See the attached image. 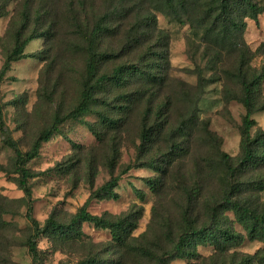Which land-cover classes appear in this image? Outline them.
<instances>
[{"label":"trees","instance_id":"1","mask_svg":"<svg viewBox=\"0 0 264 264\" xmlns=\"http://www.w3.org/2000/svg\"><path fill=\"white\" fill-rule=\"evenodd\" d=\"M123 0H103L97 5L96 0H0V19L8 13L11 2H16V16L12 21L13 47L7 52L6 59L0 69V134L4 144L13 151L9 166L0 164V172L13 173L17 176V184L24 193L27 206L26 218L29 223V235L24 243L32 264H44V252L39 248L42 237L47 236L54 242L74 243L84 233L82 225L87 223L97 229L108 230L117 252L128 250L141 257L154 260V264H171L173 260H185L187 264H197L202 259L198 246L209 244L214 247L215 254L211 257L219 264H264V130L257 129L253 115L264 110L261 104L262 94L259 87L264 80V64L260 69H253L248 64L250 50L243 41L234 43L239 53V61L232 78L240 86L235 97L244 109L242 120L240 153L233 158L227 153H219L216 170L220 172L218 194L210 197L203 204L204 218L201 222L197 211L200 204L202 187H191L185 175L183 180L168 181L171 170L176 167L183 152L180 136L186 134L189 122L183 120L169 135L164 151L155 150V145L168 128L167 102H158L153 95L149 97L139 121L135 160L125 165L118 175L116 167L120 160V148L124 142L133 117L134 109L141 101V92L131 99L127 95V79L134 74H143L144 69L133 61H123V56L130 58L134 52L138 62L145 61L143 55L150 60L163 59L166 53L156 51L147 42V36L161 32L157 29L154 12L158 9L147 7L138 15V4L124 6ZM169 11L166 14L176 21L183 22L190 18L194 7L201 8L200 20L204 27V35L215 38L216 45L221 46L231 36L242 37L245 18L257 21L258 15L264 12V6L255 0H200V4L191 0H163ZM244 15L238 18V11ZM170 12V13H169ZM21 19L19 27L13 28L16 19ZM31 23H37L34 29ZM146 26L145 33L139 28ZM141 34L133 36L134 34ZM45 39L46 49L41 52L42 62L46 65L42 72L38 97L49 104H54L51 121L38 133L30 149L24 152L18 142L13 139L10 129L5 123L1 83L11 68V63L24 57V48L32 40ZM146 44L144 45V40ZM144 45V48L142 47ZM59 53L53 57L54 47ZM140 48L143 50L138 53ZM264 54V43L259 47ZM75 55L82 60V73L77 83V96L73 101L66 102L63 88L64 67L53 77L64 54ZM142 56V57H141ZM52 57V58H51ZM51 58V59H50ZM147 60V61H150ZM75 65V64H74ZM68 67L67 62L65 65ZM144 95V94H143ZM121 96V97H120ZM120 97V98H119ZM195 108L191 109L193 112ZM95 115L97 123L86 126L100 144L108 146L105 167L110 172V179L97 190L92 191L90 198H118L115 189L123 175L136 168H151L160 173V177L146 179V184L155 195L166 187L175 188L184 194L187 202L182 207L177 220V230L163 232L166 240L161 253L149 248L145 242L131 247V235L138 227L143 208L116 217L112 215H94L87 210V204L74 214L69 223L58 222L51 215L43 225L34 218L32 207V189L30 180L36 176L29 168V163L36 159L43 143L53 136L62 134L61 127L69 121L82 120L88 115ZM168 124V125H166ZM81 147L76 154L79 159L69 160L67 164H58L56 170L69 174H77V168L84 162L88 183L93 188L98 174L99 163L90 152L84 159ZM162 175V177H161ZM75 178L73 188L78 185ZM214 185V184H213ZM140 200L145 195L138 190ZM8 202L0 196V231L11 224L2 216L8 214ZM232 212L234 221L228 222L225 213ZM242 227L244 233L235 230L234 224ZM151 228V226H150ZM167 228V227H166ZM144 235H142V239ZM257 240L262 248L254 254H240L231 250L242 244L245 239ZM170 246V247H168ZM210 259V258H209ZM79 264H114L101 257H90ZM213 264H216L214 262Z\"/></svg>","mask_w":264,"mask_h":264},{"label":"rangeland","instance_id":"2","mask_svg":"<svg viewBox=\"0 0 264 264\" xmlns=\"http://www.w3.org/2000/svg\"><path fill=\"white\" fill-rule=\"evenodd\" d=\"M102 1L96 0L97 5ZM191 1L202 3L200 0ZM255 2L264 6V0ZM122 4L125 7L138 4V15L147 7L158 9L154 14L157 29L161 32L147 36V43L156 51L160 53L164 51L167 55L163 59L154 57L152 60L143 55L145 59L143 62H138L134 52L130 58L123 56V61H133L145 72L134 74L127 79L128 98L131 99L138 92L142 95L140 103L134 109L131 125L129 124L124 134L115 175H118L125 165L135 160L139 121L146 104L150 101L149 97L152 95L156 97L155 105L158 102H167L166 123L169 125L166 124L168 128L155 145V150L164 151L173 130L183 120L189 122L186 134L179 138L183 143L182 156L176 167L171 170L172 176L168 181H178L179 178L183 180L182 177L185 175L191 187H202L197 211L203 222L205 220L203 204L211 196L218 194L220 172L216 170V166L219 153H227L233 158L240 153L245 109L235 98L240 86L231 76L239 61V53L234 43L243 41L246 44L250 50L248 64L251 68L262 67L264 54L259 51V47L264 43V12L258 15L257 21L245 18L246 25L241 38L231 36L221 46H217L214 37L204 35V27L200 20L201 8L194 7L190 18L180 22L166 14L169 10L163 0H123ZM16 6V2H11L7 9L8 13L0 19V69L7 52L14 44L10 31L13 30L11 26L14 22L12 20L16 17L14 15ZM243 15V11H238V18ZM20 23L19 17L13 28L19 27ZM36 27L37 23H31L29 26L30 30ZM146 29V26L139 28L142 33H145ZM139 35L141 34L135 33L133 36ZM143 48H140L138 53ZM45 49L44 37L30 41L24 48V57L11 63V68L1 83L5 123L10 129L11 136L24 152L30 149L39 131L51 121L55 108L56 102L51 105L38 97L40 81H44L42 72L46 65L40 57ZM52 53L55 57L59 53V48L55 46ZM63 54L64 60L58 63L52 75L56 77L64 67L63 88L66 92V102H69L77 96V83L79 75L83 72L82 60L75 55ZM65 62L68 67L64 66ZM259 92L262 94L263 98L260 101L263 104L264 80ZM193 107L195 110L191 112ZM253 119L256 122L253 133L257 129L264 130V110L256 112ZM86 122L96 124L97 118L91 114L82 120L64 123L61 127L62 134L55 135L43 143L38 157L29 163L30 170L36 174L30 180L34 218L41 225L51 215L60 223H69L72 216L86 204L87 210L94 215L116 217L132 212L137 206L142 207V216L137 229L131 235L130 246L137 247L145 242L149 248L161 253L166 244L162 234L170 232V228L177 230V220L187 199L184 194L169 187L163 188L155 195L148 188L146 179L160 177V173L143 167L133 169L121 177L115 189L118 198L92 199L88 202L92 191L110 179V172L105 167L108 146L97 141L87 128ZM80 147L84 152L81 158H85L91 152L99 163L93 188L88 183L84 162L77 168V174L56 170L58 164H67L69 160L79 159L76 152ZM12 157L13 151L4 144L0 134V164L9 166ZM76 177L79 182L77 187L73 188ZM16 179L17 176L13 173L0 172V196L8 202L12 201L7 208L9 213L2 216L11 226L0 231V264H32V258L24 246L30 232L26 218L27 206L24 193ZM138 190L144 193V201L138 197ZM262 198L264 199V193ZM225 216L228 222L234 221L232 212H226ZM234 228L244 233L239 224L235 223ZM82 231L84 236L74 243L54 242L47 236L42 237L39 248L44 252V264H79L90 257H101L114 264H154V260L145 259L131 250L118 253L108 230L97 229L85 223L82 225ZM262 246L257 240L251 241L246 238L231 252L254 254ZM197 249L201 258L207 259V264L214 262L219 264L214 258L211 259L215 254L213 246L204 244L199 245ZM171 264L187 262L173 260ZM197 264L204 263L200 259Z\"/></svg>","mask_w":264,"mask_h":264}]
</instances>
